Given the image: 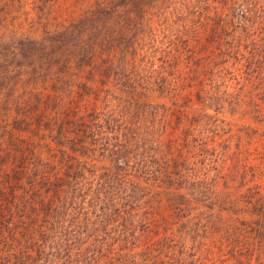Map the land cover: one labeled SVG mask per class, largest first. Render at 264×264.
I'll list each match as a JSON object with an SVG mask.
<instances>
[{
	"label": "rangeland",
	"instance_id": "rangeland-1",
	"mask_svg": "<svg viewBox=\"0 0 264 264\" xmlns=\"http://www.w3.org/2000/svg\"><path fill=\"white\" fill-rule=\"evenodd\" d=\"M237 4L262 24L257 0H0V182L69 161L92 216L125 194L128 158L125 264H264V61L218 52L232 32L215 30ZM9 242L0 264H45Z\"/></svg>",
	"mask_w": 264,
	"mask_h": 264
},
{
	"label": "trees",
	"instance_id": "trees-1",
	"mask_svg": "<svg viewBox=\"0 0 264 264\" xmlns=\"http://www.w3.org/2000/svg\"><path fill=\"white\" fill-rule=\"evenodd\" d=\"M235 7L237 15H240L242 20H237L236 16L235 20H231L233 28L227 27L230 21L228 22L229 17L226 14L215 28L219 32L226 28L229 33L232 32L228 34L226 40L222 41L220 37L218 52L235 53V58L241 59V65H245L247 61H251L250 64L261 63L264 61V0H257V8L263 11L262 24L249 25L252 9L241 8L238 4ZM236 20L239 24H236ZM238 25L245 33L244 36L234 29ZM246 30L252 33L247 34ZM249 46H252L251 50ZM57 136L62 139L64 134L61 130L51 134L54 139H57ZM20 161L16 162L10 171L12 173L5 172L0 182V197L3 200L13 202L22 196L25 204H28V208L25 206L22 210L18 209L22 211L21 216L15 209H0V246L4 250L6 248L5 252H9L6 245L8 247L12 245L9 240H14L20 247L28 248L29 251H25L24 255L35 251L40 261H44L45 264H125L129 255L137 254V243L134 240L138 239V236L135 228L132 229L128 225V217L132 212L127 210V205L132 206L130 198L134 196L127 193L132 182L125 175L133 164L130 159L122 160L124 166L119 167L124 170L123 172H115L116 183L122 182L126 185L125 194H121L117 199H111V202L116 200L120 202L112 204L106 210L100 208L101 213L97 212L92 216L88 196L81 199L75 195L81 194L88 185L86 175L83 173L79 177L77 168L70 165L69 161L65 162L67 170L63 175L53 173L54 169L52 172L41 170V166L34 162H31L32 166L29 163L18 165ZM43 164L49 169L47 167L50 165L49 162ZM136 168L141 169L140 166ZM168 173L171 176L172 173L170 171ZM178 174L176 172V175ZM28 176L32 179L24 185V178ZM43 190L46 191V196H42ZM73 193L75 195L73 199L67 197ZM38 197L39 210L35 202ZM30 199L34 201L33 204L29 202ZM70 199L71 202H68ZM120 203L123 209L120 208ZM62 205L68 207L58 212ZM93 218H97V221L94 222ZM15 227L18 229L16 233ZM13 251L18 252L16 249Z\"/></svg>",
	"mask_w": 264,
	"mask_h": 264
}]
</instances>
